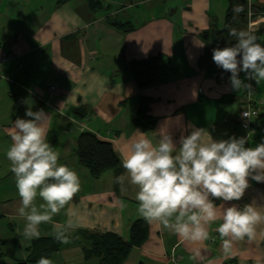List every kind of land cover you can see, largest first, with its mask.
<instances>
[{
  "label": "crops",
  "instance_id": "crops-1",
  "mask_svg": "<svg viewBox=\"0 0 264 264\" xmlns=\"http://www.w3.org/2000/svg\"><path fill=\"white\" fill-rule=\"evenodd\" d=\"M229 1L0 0V57L6 51L16 56L0 66V264L26 261L33 241L53 237L55 227L68 219L67 209L62 210L40 226L39 238L23 237L20 198L5 153L15 119L28 118V108L49 114L46 127L60 163L81 177L70 207L83 226L51 253L53 264H100L85 256L88 240L81 232L129 241L132 223L144 219L135 186L116 182L126 174L122 164L94 178L80 163L77 123L85 121L86 130L110 141L121 160L132 140L140 135L156 139L155 132L162 130L177 145L195 128L207 129L216 140L247 137L237 120L246 106L245 87L234 90L231 73L213 61V49L224 46L203 38L223 28ZM252 1L264 5V0ZM144 60L152 61L155 71L145 82L151 71L142 76V70L132 68ZM254 83L257 96L264 98V81ZM50 86H55L52 93ZM143 98L146 109L138 114ZM257 108L251 146L264 142V103ZM138 115L144 118L139 124ZM150 120L152 125L143 127ZM253 201L264 205V182L250 179L239 201L216 200L225 206ZM146 223V239L131 247L121 264H264V223L255 239L235 241L227 256L215 231L219 222L209 226L211 238L205 242L183 241L159 223ZM196 249L199 256L193 259Z\"/></svg>",
  "mask_w": 264,
  "mask_h": 264
},
{
  "label": "clouds",
  "instance_id": "clouds-1",
  "mask_svg": "<svg viewBox=\"0 0 264 264\" xmlns=\"http://www.w3.org/2000/svg\"><path fill=\"white\" fill-rule=\"evenodd\" d=\"M243 10L239 5L233 9L235 13ZM229 35L235 42L213 49L212 58L218 67L231 73L232 88L251 87L240 77L241 72L248 80L264 81V44L251 30L230 28ZM25 116L28 118L15 119L12 142L5 153L20 198L18 215L25 222L23 237L29 242L39 238L40 226L52 223L67 209L68 219L55 227L54 237L68 243L71 233L83 226L70 207L81 189V177L60 163L46 127L49 114L28 108ZM242 117L251 119V113L246 110ZM155 133L156 139L140 135L132 140L121 160L126 174L116 177L121 185L135 186L140 216L191 242L208 241L209 226L219 222L215 231L226 256L235 241L255 239L258 225L264 223V205L253 201L225 206L216 200L239 201L250 179L264 182V142L251 146L245 136L216 140L207 129L195 128L177 145L167 130ZM198 256L196 249L192 258ZM37 264L53 261L42 256Z\"/></svg>",
  "mask_w": 264,
  "mask_h": 264
},
{
  "label": "trees",
  "instance_id": "trees-1",
  "mask_svg": "<svg viewBox=\"0 0 264 264\" xmlns=\"http://www.w3.org/2000/svg\"><path fill=\"white\" fill-rule=\"evenodd\" d=\"M59 1L64 2L67 0ZM238 5L242 6L244 10L235 14L233 9ZM251 9L255 14L262 13L264 12V5L253 4V6L251 5ZM246 13L247 0H230L226 10L223 28L204 33L203 38L218 44H223L222 41L225 39V43L232 44L235 38L229 35V29H238V23H243L246 20ZM219 34L223 35L221 40H219ZM152 65H154L152 61L144 60L141 62H135L132 64V68L140 70V72L142 70V74L140 73L142 76L145 74L144 72L151 71V73L146 76V80H143L145 82L150 78L151 74H155V71H152V69H154V67L151 68ZM137 78L141 81L140 77ZM145 104V99L143 98L139 106L138 114L145 111ZM141 119L144 118L138 115L135 119V123L139 124ZM142 125L145 128H149L152 125V120L142 123ZM76 154L80 163L88 169L90 175L94 178L99 177L103 172L109 169L116 170L122 164L112 143L100 139L96 134L88 130L79 132L76 144ZM81 234L86 237V240H88V245L84 247V253L87 258L96 257L100 264H121L129 254L131 247L141 245L146 239L147 223L145 219L134 221L130 228L129 241H124L119 236L111 233L81 232ZM60 244L61 242L56 240L54 236L34 240L32 250L27 260L13 264H30L32 262H37L42 256L49 257L53 251L59 248Z\"/></svg>",
  "mask_w": 264,
  "mask_h": 264
},
{
  "label": "built area",
  "instance_id": "built-area-1",
  "mask_svg": "<svg viewBox=\"0 0 264 264\" xmlns=\"http://www.w3.org/2000/svg\"><path fill=\"white\" fill-rule=\"evenodd\" d=\"M250 12H253L251 9V5L249 7ZM264 22V21H263ZM262 23V22H261ZM256 24L255 21H250L249 25H257L256 28H252L249 27V30L253 31L257 37H258V42L264 44V40H262L261 38V33L262 31L260 30V25ZM16 56L12 53V52H5L1 57H0V66L9 62L10 60L14 59ZM242 78L246 81L245 83H250L251 87H245V96H246V106L240 111L237 120L239 121L240 125L246 130L247 132V137L250 135L251 132H253L255 130L256 124L254 123V117H257L259 115V110L257 108L258 105H261L264 103V98H259L258 95V91L257 88L255 87V80H248L246 78V75L244 72H241ZM55 89V86H50L49 87V92L52 93ZM249 111L251 113V119H247V118H243L242 117V113L244 111ZM87 120V119H85ZM77 129L79 132L86 130V125H85V121H81L79 123L76 124ZM69 132H73V127H69L68 128Z\"/></svg>",
  "mask_w": 264,
  "mask_h": 264
},
{
  "label": "rangeland",
  "instance_id": "rangeland-1",
  "mask_svg": "<svg viewBox=\"0 0 264 264\" xmlns=\"http://www.w3.org/2000/svg\"><path fill=\"white\" fill-rule=\"evenodd\" d=\"M250 5H252L253 6V1L252 0H247V13H246V15H245V21L243 22V23H238V29L237 30H240V29H247V30H249V27H252V28H256L257 27V25H252V26H250L249 25V22L250 21H255L256 22V24H260L261 22H263L264 21V12H262V13H259V14H255L254 12H250V9H249V7H250ZM5 8V7H4ZM8 9V8H7ZM235 14H237V13H235ZM224 21V20H223ZM259 27H261V25L259 26ZM261 30V29H260ZM261 38H262V40H264V33L262 32L261 33ZM223 35L222 34H219V40H221V37H222ZM223 44H219V45H221V46H224V47H226V46H230L231 44H227V43H225V39H223ZM228 42V41H227ZM235 42V39H234V41L232 42V44Z\"/></svg>",
  "mask_w": 264,
  "mask_h": 264
},
{
  "label": "water",
  "instance_id": "water-1",
  "mask_svg": "<svg viewBox=\"0 0 264 264\" xmlns=\"http://www.w3.org/2000/svg\"><path fill=\"white\" fill-rule=\"evenodd\" d=\"M261 31L264 33V22L261 23V27H260Z\"/></svg>",
  "mask_w": 264,
  "mask_h": 264
}]
</instances>
